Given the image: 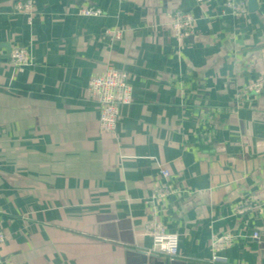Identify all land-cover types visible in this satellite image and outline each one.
Segmentation results:
<instances>
[{"label":"crops","instance_id":"obj_1","mask_svg":"<svg viewBox=\"0 0 264 264\" xmlns=\"http://www.w3.org/2000/svg\"><path fill=\"white\" fill-rule=\"evenodd\" d=\"M16 1L0 0L2 264H264V90L235 102L264 74V0H34L31 23ZM176 9L193 36H172ZM108 66L132 88L114 132L87 96ZM161 168L178 193L154 201ZM153 222L175 256L151 251Z\"/></svg>","mask_w":264,"mask_h":264},{"label":"built area","instance_id":"obj_2","mask_svg":"<svg viewBox=\"0 0 264 264\" xmlns=\"http://www.w3.org/2000/svg\"><path fill=\"white\" fill-rule=\"evenodd\" d=\"M195 2H203L205 0H194ZM224 8L232 14H243L247 10L246 0H225ZM14 9L27 15L28 23H31L32 16L35 12L34 0H17L14 3ZM80 14L86 16H98L101 14L99 8L89 7L82 8ZM169 25L172 36L176 39L193 36L194 17L189 11L182 9L174 10L170 15ZM104 34L110 38H119L120 30L107 28ZM9 64L17 71H23L25 68L32 66L33 57L28 44L17 45L10 50L8 56ZM181 83V82H180ZM264 90V74L260 75L254 81L243 85L235 93L236 106L250 99L252 95H258ZM87 96L97 102L99 105V128L105 132H114L119 117V109L121 105L128 104L132 99V88L127 81V74L122 70L108 66L101 72L94 73L90 76L87 84ZM222 111L220 108H209L207 123H210L215 112ZM161 178L158 187L153 192V200H158L163 196H175L178 190L169 186L170 173L167 168H161ZM161 186L167 187L162 191ZM157 208L153 203L151 211L155 214ZM149 233L152 236L151 251L160 252L167 256H175L178 248V235L175 233L165 232L158 223H151ZM254 238L258 237V233L254 232ZM5 240V235L0 230V244ZM216 258V257H215ZM214 258V259H215ZM217 259V258H216ZM0 264L2 259L0 256Z\"/></svg>","mask_w":264,"mask_h":264},{"label":"water","instance_id":"obj_3","mask_svg":"<svg viewBox=\"0 0 264 264\" xmlns=\"http://www.w3.org/2000/svg\"><path fill=\"white\" fill-rule=\"evenodd\" d=\"M255 0H248V7L250 10H253L255 8Z\"/></svg>","mask_w":264,"mask_h":264}]
</instances>
